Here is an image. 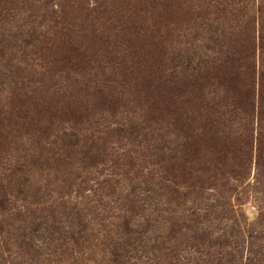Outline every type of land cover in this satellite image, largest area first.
<instances>
[{
    "label": "rangeland",
    "instance_id": "374dc122",
    "mask_svg": "<svg viewBox=\"0 0 264 264\" xmlns=\"http://www.w3.org/2000/svg\"><path fill=\"white\" fill-rule=\"evenodd\" d=\"M263 57L264 0H0V264H264Z\"/></svg>",
    "mask_w": 264,
    "mask_h": 264
},
{
    "label": "trees",
    "instance_id": "16d2710c",
    "mask_svg": "<svg viewBox=\"0 0 264 264\" xmlns=\"http://www.w3.org/2000/svg\"><path fill=\"white\" fill-rule=\"evenodd\" d=\"M240 67L242 66L238 64V61H234L232 59L229 60V65L225 67V69H227L228 72L226 71L223 73V77L221 81V87L224 89L225 92L231 91V89L235 88V86L237 87V83L239 81V74L237 73V70L240 69ZM239 90H241V88L237 87V89L235 90V95L233 94L232 96L239 99L240 97L236 96L239 93Z\"/></svg>",
    "mask_w": 264,
    "mask_h": 264
}]
</instances>
